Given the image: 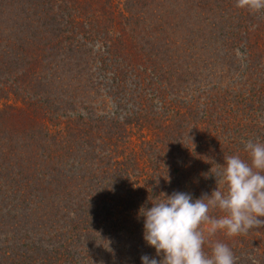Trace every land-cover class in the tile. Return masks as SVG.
<instances>
[{
  "label": "trees",
  "instance_id": "1",
  "mask_svg": "<svg viewBox=\"0 0 264 264\" xmlns=\"http://www.w3.org/2000/svg\"><path fill=\"white\" fill-rule=\"evenodd\" d=\"M236 2L0 0V264L159 261L141 207L211 196L225 156L251 163L264 10ZM208 228L206 255L264 264V226Z\"/></svg>",
  "mask_w": 264,
  "mask_h": 264
},
{
  "label": "clouds",
  "instance_id": "2",
  "mask_svg": "<svg viewBox=\"0 0 264 264\" xmlns=\"http://www.w3.org/2000/svg\"><path fill=\"white\" fill-rule=\"evenodd\" d=\"M236 7L256 13L264 10V0H237ZM251 163L239 155L224 157L225 166L214 173L218 187L211 196L193 199L186 192L164 194V199L142 206L144 239L161 256L143 255L142 264H236L228 245L217 242L211 256L203 251L205 243L202 224H210L209 234L226 230L228 236L247 233L264 226V143L249 139L245 143ZM212 171V170H211ZM226 185V192L219 185ZM219 208L226 215L209 216L210 209Z\"/></svg>",
  "mask_w": 264,
  "mask_h": 264
},
{
  "label": "rangeland",
  "instance_id": "3",
  "mask_svg": "<svg viewBox=\"0 0 264 264\" xmlns=\"http://www.w3.org/2000/svg\"><path fill=\"white\" fill-rule=\"evenodd\" d=\"M31 233H32V232H29L30 235H31ZM32 235H33V234H32ZM32 235H31V236H32Z\"/></svg>",
  "mask_w": 264,
  "mask_h": 264
}]
</instances>
